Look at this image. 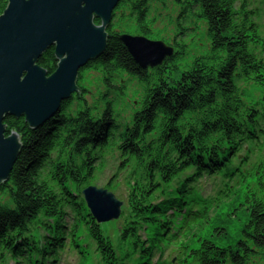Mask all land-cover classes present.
<instances>
[{
    "label": "trees",
    "instance_id": "1",
    "mask_svg": "<svg viewBox=\"0 0 264 264\" xmlns=\"http://www.w3.org/2000/svg\"><path fill=\"white\" fill-rule=\"evenodd\" d=\"M8 1L2 0L0 9L5 11ZM195 2L196 0H193V3ZM228 2L229 0H203L201 5L203 11L198 15L197 19L201 23L206 22L210 25L209 32H215L211 51L217 54L226 52L228 57H230L224 70L217 74V80L224 88V91L231 95L237 87L233 82V78L238 75L235 71L238 66L246 65L247 68L257 69L261 75H264V66H258L254 62L253 52L246 51L247 40L254 41L257 46H264V39H261L257 32L253 30L255 25H252L244 33L228 30L233 15L232 9L228 7ZM230 2L235 3L237 0H230ZM177 3H179V0H177ZM245 3L255 4L257 0H253V2L252 0H245ZM244 6L245 4H240L241 9ZM141 7L142 4H137L130 10L127 0H122L113 13L109 32L118 34V36L126 33L144 36L152 40L161 39L166 43L163 37L154 34L150 27L148 31L140 27L142 21L146 26L157 22L155 17L149 20L145 11L138 12L134 23L129 22L132 19V12L139 10ZM245 18H247V13ZM96 24L100 25L101 22L96 21ZM180 35L182 36L181 45L187 47L188 38L191 36L193 41L197 37V30L192 27L187 32H181ZM199 45L198 47L202 49V44L199 43ZM118 49L119 51L115 56H102L98 60L90 62L86 69L87 71L98 73L101 77V87H106L114 95L115 108L106 105L104 108L106 115L109 111L116 110L121 96L128 98L126 93L131 83L136 82L141 86V96L143 93V74L146 71H157L159 69L158 67L146 71L141 70L134 63L120 40H118ZM175 53L176 55L173 58L176 60V66L173 67L169 64L164 72L166 77L174 79L176 83L169 84L168 87L173 91L169 92L165 89L164 95H171L173 99H179L180 104L177 109L179 111L183 108L186 98V93L180 88V84L183 83L189 91H191V86H200V66H197L195 70H193L192 66L197 64L198 59L202 60L206 57L208 53L205 50L202 54L184 56L179 54V48L175 49ZM40 66L49 75L56 71L57 61L54 48L44 54ZM114 79L120 81L118 87H114L111 83ZM256 79H259V77H256ZM100 89L96 92L97 95L101 94ZM257 91L264 92V86L257 85L249 89L246 101L243 99V92H241V103L246 102L248 105L253 106L252 112L249 113L250 136H254L252 121L258 115L257 110L254 108V103H259V100H255V92ZM92 92L89 88L84 89L88 100L95 99V95L90 94ZM176 92L180 93L179 97L175 95ZM216 100L217 96L211 90L206 96L202 97L204 105H215ZM84 103L85 100H80L81 105ZM75 110V106L69 104V112ZM132 116L137 121V127L132 133L136 140H139L141 136L151 138L155 135L156 129L149 126L146 116H141L139 112H132ZM138 117L139 119H137ZM20 119L22 122L17 131L22 148L8 182L4 183L5 187L0 191V200L11 197L13 192L20 193L24 188H27L26 195L33 196V186L26 184L25 181L30 176H39L40 182L38 186H35L34 201L27 214L36 225L34 229L35 242H42L43 246L38 250L32 249L26 252L28 246L25 242L8 241L5 247L9 249L10 257L8 259L11 264H23L22 256L37 254L41 256V259L39 261L33 260L31 264H55L60 253L67 250L70 246L73 249H77L78 253L85 258L90 253L89 248L93 247L90 243L91 241H95V246L98 249L96 255L99 259L105 261V264H117L115 254L118 249L123 251L122 245L124 243L131 247L133 253H139L140 259L137 264H194V254L201 252H206L215 264H224L225 254L238 250L241 243L247 239L245 233L250 236L257 228L264 231V208L261 207L264 204V201L261 200V197H264V183H261L264 173L258 169L255 175H248L246 179L237 178L238 176L243 177L241 166L247 163L249 159L245 155L248 149L247 146H244L243 150H241L237 142L231 139L232 134L234 132L238 133L240 129L237 126V121L234 118L230 121L226 113L220 120L204 123L206 132H216L222 128L225 135L229 137V139H225L219 144L220 151H214L210 156L207 151L198 150L195 142L190 141L188 137H184V149L179 153V156L183 158L180 161V167L162 166L157 162L150 163V169L155 168L157 170L159 179L152 182V173L149 171V184L147 187L142 182L134 184L131 178L134 172H128V169L132 167L133 162L136 160L135 154L139 151L136 144L131 139L121 141L118 152L115 150L116 146H112L113 154H119L121 160V165L118 167L119 173L114 175V178L118 177L119 174H123L124 177L121 179L126 187V207L122 211L121 227H116L114 232H111V226H106L105 228L93 221L88 214L81 190H71L75 181L68 168V160L71 158L72 148L79 147L81 140V137L76 135V118L69 115L62 123L55 119H50L42 127L37 128L35 132L28 126L25 118L22 117ZM173 119H175V116H173ZM109 122L110 118L109 121H105L102 130L107 128ZM5 124L8 128L16 126L10 124L8 118H6ZM61 128L69 129L72 135L67 137L59 135L58 132ZM36 133H40V135L37 136ZM6 136H9L8 131ZM84 136L91 139L94 145L101 142L100 129H96V135L88 136L85 133ZM176 138H178L177 133L169 130L165 141L170 142ZM263 151L264 149H261V155ZM130 156L131 159H129ZM43 159L54 161V173L49 174L46 169L40 171ZM101 162L95 156L88 159L86 163L82 161L84 171L91 177L90 182L84 188L94 185ZM181 175L183 176L179 178ZM217 175L236 179L237 186H233L235 191L232 193L231 198L225 199L219 207L214 209L206 208L202 213L193 211L191 213L205 219L212 211L221 208L226 201L240 197L242 202L240 201L237 205H239L240 211L244 209L245 212L244 220L239 226V234L237 236L227 234L226 229L222 226H208V233L204 234L205 238L198 239L196 243H193L195 245L189 246L182 243L180 246V240H188L198 226H188L186 233L183 232L184 226H176V230H173V220H170L169 217L175 218L177 213L183 212V205L189 204L184 201L182 204L180 203L177 199L178 192L184 196L188 191L186 185L194 181H200L206 187H211L215 184ZM118 179L115 181L111 179L105 188L110 191L113 190L117 185ZM253 180L254 182H252ZM70 181H72V184H70ZM113 181L114 183H112ZM173 182L179 184V187L176 189L174 196H171V193L167 194V196H171V199H169L166 196L165 185H171ZM253 185H259V191H253ZM81 201L83 204H81ZM173 208L176 210L173 211ZM233 211L234 209L230 214H233ZM237 211L234 212L236 213ZM41 212H43V216L40 215ZM69 212L73 214L74 219V223L71 226L65 223ZM4 216L5 224L16 223L19 220V217H14L10 213H5ZM198 222L200 220L195 221L194 224ZM41 227L44 229V235L41 233ZM141 237H143L142 240ZM173 248L183 250L178 252L177 263L166 256L167 253L172 252ZM124 254L126 255L127 253ZM3 256L4 254L0 253V257Z\"/></svg>",
    "mask_w": 264,
    "mask_h": 264
},
{
    "label": "clouds",
    "instance_id": "2",
    "mask_svg": "<svg viewBox=\"0 0 264 264\" xmlns=\"http://www.w3.org/2000/svg\"><path fill=\"white\" fill-rule=\"evenodd\" d=\"M10 3L12 4V0H10ZM127 3L130 10L135 5L142 4L139 10L132 12L130 23L135 22V17L139 11H145L147 18L151 20L157 15L158 9L163 10V16L160 20H157L156 24L146 26L142 21L140 27L144 28L145 31H148L150 27L154 34H158L166 41V44L156 45L148 44L145 41L143 42L145 48L154 49L159 47L170 51H166L159 59L155 56L144 55V62L141 63L140 61L142 65H158L159 69L157 71H146L143 74V93L141 96L135 98L137 103H133L131 97L125 98L121 96L119 110L109 111L106 115L104 112L106 105L115 108L113 93L102 86L100 89L101 94L97 95L95 90H93L90 94L95 95V99L88 100L84 89L91 88V85L83 81L81 68L86 63L98 60L102 56H115L119 51V36L118 34L109 32V19L106 20L103 15L95 10L91 12L90 22L95 29L100 31L103 37V50L98 55L89 56L84 63L76 67L73 75L72 90L67 96L59 100L58 109L50 118L61 123L69 115L76 118V135L81 137V140L79 147L72 148L71 158L68 160V168L75 181L74 184L70 181V184H72L71 190L77 191L79 189L82 191L91 180L90 175L84 171L82 161L86 163L88 159L95 156L102 161L104 167H110L113 154L112 146L115 145V150L118 152L120 142L129 139L136 144L139 151L135 154L136 160L133 162L132 167L128 169V172H134L131 177L134 184L142 182L145 187L149 184V171L152 173V182L159 179L157 170L155 168L150 169V163L157 162L162 166L180 167V161L183 158L179 156V153L184 149V137H188L190 141L195 142L198 150L202 152L207 151L211 156L214 151H220L219 144L223 140L229 139V137L225 135L222 128L216 132H206L204 130V123L220 120L225 113L230 121L233 118L237 121V126L240 129L238 133L234 132L232 134L231 139L237 142L241 150H243L244 146H247L248 149L245 155L249 159L247 163L241 166L243 177L238 176L237 178L246 179L248 175H255L258 169L264 173V156L261 155V149H264V92H255V100H259V103H254V108L258 113L257 117L252 121L254 136L249 135V113L252 112L253 106L248 105L246 102L241 103V92H243V99L246 101L249 89L257 85L264 86V75H261L257 69H249L246 65H240L235 70L238 75L233 78V82L237 86L236 90L231 95H228L224 91V88L217 80V74L224 70L230 57H228L226 52L217 54L211 51L215 32H209L210 25L206 22L201 23L197 19L198 15L203 11L201 7L203 0H196L195 3H193V0H179V3H177V0H127ZM240 4H245L243 9H241ZM81 7L87 8V4L82 3ZM228 7L232 9L233 13L229 31L244 33L252 25H255L253 30L257 32L261 39H264V0H257L255 4L245 3V0H237L235 3L229 0ZM9 9L7 8V12ZM246 13L247 18H245ZM3 16H5L4 10L0 9V17ZM97 16L103 18V26L96 24ZM192 27H195L197 30L196 42L205 45L208 55L202 60L198 59L197 64L192 66L193 70L197 66H200V86H191V91H189L183 83L180 84V88L186 93V98L183 108L178 111L179 99H173L171 95H164L165 89L169 92L173 91L168 87L169 84L176 83L174 79L165 76L164 70L167 69L169 64L173 67L176 66V60L173 58L176 55L175 49H180V55H193L190 47H183L181 45L182 36L180 35L181 32H187ZM125 39L128 38L125 37ZM245 39L247 40L246 37ZM56 42L59 41L54 40L51 45ZM50 46L44 49L39 57L33 60V65L45 72V79H49L48 73L40 66V62ZM246 51L253 52L255 57L254 62L258 66H264L262 64L264 62V46H257L254 41L247 40ZM67 58L68 53L65 52L61 59ZM60 66L61 64L59 68ZM25 72H27V76L29 74L28 70L25 69L20 76L21 82L25 80ZM256 77H259V79H256ZM111 83L114 87L120 85L118 79H114ZM210 90L217 96L216 103L215 105H204L202 97L206 96ZM73 93H77V95L74 96ZM175 95L179 97L180 93L176 92ZM80 100H85V103L81 105ZM69 104L74 105L76 110L69 112ZM126 105H131V110ZM132 112H139L141 116H146L149 126L156 129L154 136L151 138L141 136L139 140H136L132 133L137 127V121L133 119ZM23 116L27 117V121L31 123L32 129L35 132L37 129L36 124L29 119L27 112L16 113L11 109L0 112V138L4 141L15 138L17 150L21 147L18 140L17 128L22 122L20 118ZM173 116H175V119H173ZM6 117L9 119L10 124L16 126L6 127L4 124ZM109 118L110 122L107 128L102 130V126L105 125V121H109ZM96 129H100L101 142L94 145V142L89 138H85L84 134L87 133L88 136L96 135ZM169 130L175 131L178 138L166 142L165 137L168 135ZM6 131L9 132L10 139L5 138ZM36 134L37 136L40 135V133ZM58 134L67 137L72 135V132L69 129L61 128ZM129 159H131V156ZM41 164L42 168L40 171L46 169L49 174L54 173V161L43 159ZM5 179V177H0V191L5 187ZM215 180V184L211 187H206L200 181H194L186 185L188 191L184 198L189 200L188 208L191 211L202 213L206 208L214 209L219 207L225 199L231 198L232 193L235 191L233 186H237L236 179L217 175ZM39 182L40 178L36 175L30 176L25 181L26 184L33 186V196L26 195L27 188H24L20 193L13 192L11 197L0 200V253L4 254L3 257H0V264H10V260L8 259L10 257L9 249L5 247L8 241L25 242L28 246L26 252L32 249L38 250L43 246L42 242H35L34 229L36 225L27 214L34 201L35 186H38ZM261 183H264V178H262ZM178 187L179 184L176 182H173L171 185H165L166 196L168 193L174 196ZM259 188V185L252 186L253 191H259ZM171 196H167V198L171 199ZM261 200L264 201V197H261ZM81 204H83L82 201ZM261 207L264 208V204ZM172 210L175 211L176 209L173 208ZM5 213L19 217V220L16 223L5 224ZM40 215L43 216V212ZM169 219L173 220L172 217H169ZM190 223L191 219H188L187 224H185L184 215H178L173 220V230H176V225L183 224V232L186 233L188 231V224ZM43 231L44 229L41 227V233ZM245 235L247 239L241 243L238 250L225 254L224 264H264V231L257 228L250 236L247 233ZM142 239L143 237H141ZM249 241L251 242L249 243ZM90 243L93 245L92 252L95 258V253L98 249L95 246V241H91ZM122 247L123 251L118 249L115 254L117 264H137L140 259L139 253H133L127 243H124ZM124 253L127 254L125 255ZM194 255V264H215L206 252ZM40 259L41 256L39 254L21 257L23 264H31V261H39ZM96 264H105V261L96 258Z\"/></svg>",
    "mask_w": 264,
    "mask_h": 264
},
{
    "label": "water",
    "instance_id": "3",
    "mask_svg": "<svg viewBox=\"0 0 264 264\" xmlns=\"http://www.w3.org/2000/svg\"><path fill=\"white\" fill-rule=\"evenodd\" d=\"M121 1L12 0L11 4L9 0L5 16L0 17V112L8 109L16 113L27 112L37 128L47 123L57 111L59 100L72 90L76 67L89 56L98 55L103 50V37L90 22L91 12L95 10L106 20L109 19L110 25L113 13ZM82 3H86L87 8H82ZM7 8H10L8 12ZM96 21H100V26H103L102 17L97 16ZM54 40L59 42L51 45ZM119 40L134 63L144 71L159 67L142 65L144 55L159 59L166 51H170L159 47L145 48V41L153 45L166 43L144 36L124 33L120 34ZM48 46L46 52L54 48L58 65L52 75L48 74L49 79H45V72L34 66L33 60ZM65 52L68 58L61 59ZM88 65H83L81 71ZM25 69L29 74L27 76L25 72V80L21 82L20 76ZM23 118L32 129L27 117ZM6 134L7 131L5 138L10 139V135ZM18 140L21 147L17 150L15 138L8 141L0 138V177L6 178L4 183L8 182L22 148L19 135ZM82 196L90 216L97 224L118 220L121 216L123 202L108 190L89 186L83 189Z\"/></svg>",
    "mask_w": 264,
    "mask_h": 264
},
{
    "label": "rangeland",
    "instance_id": "4",
    "mask_svg": "<svg viewBox=\"0 0 264 264\" xmlns=\"http://www.w3.org/2000/svg\"><path fill=\"white\" fill-rule=\"evenodd\" d=\"M253 2V0H252ZM255 2V1H254ZM163 16V10L162 9H158L157 10V15L155 16L156 20H160L161 17ZM161 40V39H159ZM197 37H195L192 41L191 36L188 38L187 40V47H190L191 51L193 54H202L205 51V45L203 43L202 44V49L198 47L199 43L196 42ZM200 46V45H199ZM57 65H58V61H57ZM89 66V65H88ZM87 69V68H86ZM85 69V70H86ZM81 71V73L83 74L82 77L83 81L85 83H87L88 85H91V88H89L90 90H95V93L100 89L101 87V83H100V75L94 71ZM142 91V88L140 85H138L136 82L131 83L129 86V89L126 93V97H131L133 103H137L136 101V97H138V95L140 96V92ZM136 95V96H134ZM126 107L131 110V105H126ZM120 108V103L117 105L116 110H119ZM262 156H264V151L262 153ZM112 164L110 167H104L103 163L101 162V165H99L98 167V172H97V176L96 179L94 181V186L97 188H103V189H107L105 188V186L107 185V183L112 179V180H116L117 178V185L113 190H108L109 192L113 193L118 200L123 202V206H122V211L123 209H125L126 204H125V195H126V187L124 185V182L121 178L124 177L123 174H119L118 177L114 178V175H116L117 173H119L118 171V167L121 165V160L119 157V154H112ZM183 175L179 176V178H181ZM178 178V179H179ZM114 181L112 183H114ZM254 182V180L252 181ZM253 184V183H252ZM185 195H181L178 192V200L180 201V203L182 204V202L184 201L185 203H189L188 199L184 198ZM242 202V198H232L229 201H226V203L219 209H217L216 211H212L210 213V215L203 219L201 217H199V215L197 214H193L191 213L192 211L188 208V204H184L183 205V212L182 213H177L176 217L178 215L183 214L185 217V224H187L188 219H191V223L188 224V226H198L194 229L193 234H191L188 238V240L184 241L185 239H181V244L185 243L186 245H195L193 243H196V241L198 239H202L205 238V233H208V226H222L223 228L226 229V233L227 234H232L233 236H237L239 234V226H241V222H243L244 220V212L245 210H241L240 211V207L239 205H237L239 202ZM234 209V211H237L236 213L233 211V214H230L231 211ZM73 214L71 212H69V216L66 218V225L71 226L74 223V219H73ZM231 216V217H230ZM121 217L122 215L119 217L118 220H113L110 222H106V223H101L99 225H102L106 228V226H111V232L116 231V227H121ZM175 217V218H176ZM173 218V220L175 219ZM200 220V222L195 223V221ZM200 223V224H199ZM161 226V225H159ZM173 226V225H172ZM176 226H184L183 224L180 225H176ZM45 232L42 233V235H44ZM207 238V237H206ZM192 243V244H191ZM71 248V246L69 247ZM67 249L63 252L60 253L58 260L55 264H96V258L97 255L95 253V258L92 252V248H89L90 253L88 255H86V257H82L77 249ZM182 249H176L173 248L172 252L167 253V257L170 259H173V262L177 263V257H178V252L181 251ZM171 253V254H170ZM11 264V263H10Z\"/></svg>",
    "mask_w": 264,
    "mask_h": 264
},
{
    "label": "bare ground",
    "instance_id": "5",
    "mask_svg": "<svg viewBox=\"0 0 264 264\" xmlns=\"http://www.w3.org/2000/svg\"><path fill=\"white\" fill-rule=\"evenodd\" d=\"M117 9V8H116ZM113 20V19H112ZM122 35V34H121Z\"/></svg>",
    "mask_w": 264,
    "mask_h": 264
}]
</instances>
